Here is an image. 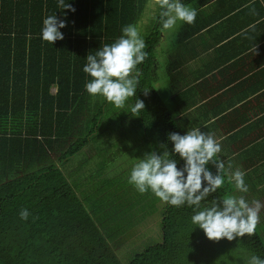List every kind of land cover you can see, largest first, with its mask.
Returning a JSON list of instances; mask_svg holds the SVG:
<instances>
[{
  "label": "trees",
  "instance_id": "trees-1",
  "mask_svg": "<svg viewBox=\"0 0 264 264\" xmlns=\"http://www.w3.org/2000/svg\"><path fill=\"white\" fill-rule=\"evenodd\" d=\"M149 2L64 0L72 12L58 0H0V264H238L239 253L264 259L258 226L253 236L210 241L191 220L232 196L227 175L199 209L171 206L129 183L146 154L172 153L170 133L186 134L151 83L160 16L135 70L136 94L122 110L86 91L87 56L119 39L123 27H137ZM51 15L66 24L53 45L41 38ZM137 99L145 107L132 114ZM132 124L138 139L128 134ZM170 158L183 169L178 154ZM206 167L216 174L214 164Z\"/></svg>",
  "mask_w": 264,
  "mask_h": 264
},
{
  "label": "crops",
  "instance_id": "crops-1",
  "mask_svg": "<svg viewBox=\"0 0 264 264\" xmlns=\"http://www.w3.org/2000/svg\"><path fill=\"white\" fill-rule=\"evenodd\" d=\"M187 6L197 11L195 22L178 21L161 33L153 69L157 75L162 69L167 81L153 88L185 133L200 129L220 143L224 176L237 169L245 173L248 192L234 186L232 196L260 201L261 229L264 0H197Z\"/></svg>",
  "mask_w": 264,
  "mask_h": 264
},
{
  "label": "clouds",
  "instance_id": "clouds-1",
  "mask_svg": "<svg viewBox=\"0 0 264 264\" xmlns=\"http://www.w3.org/2000/svg\"><path fill=\"white\" fill-rule=\"evenodd\" d=\"M157 3L161 9L162 31L174 28L178 21L191 25L196 20L197 11L185 6L181 0H157ZM58 4L64 9L75 11L70 4L65 5L64 0H58ZM65 26V21H58L56 15L46 17L41 30L42 40L52 45L63 40L60 29ZM145 48V41L135 25L123 27L119 39L87 56V63L83 67V72L91 78L85 85L87 93L93 97L102 96L115 107L123 108L126 101L136 94L140 73L135 70L147 58ZM144 107L143 101L137 99L130 111L136 114ZM168 139L174 145L172 153L165 150L162 155L155 151L146 154L132 168L129 183L139 193L150 191L160 201L171 206L187 204L199 209L201 201L225 183V164L217 158L221 145L212 135L200 129H192L185 135L170 133ZM174 154H178L185 162L183 169H178L176 160L170 158ZM210 162L217 169L215 175L206 167ZM244 176L245 173L237 169L229 175L228 180L234 183L236 190L247 193ZM260 209L258 200L249 203L243 196H225L213 200L209 207L196 211L191 220L203 230L208 240L232 241L237 237L255 234L260 222ZM19 215L22 220H27L30 213L22 209ZM248 264H264V259L253 254Z\"/></svg>",
  "mask_w": 264,
  "mask_h": 264
},
{
  "label": "rangeland",
  "instance_id": "rangeland-1",
  "mask_svg": "<svg viewBox=\"0 0 264 264\" xmlns=\"http://www.w3.org/2000/svg\"><path fill=\"white\" fill-rule=\"evenodd\" d=\"M161 9L158 6L157 0H150L148 8H147V12L142 16V18H140V21L138 22L137 28L139 30V34L140 37L145 41L146 38L148 37V35H150V31L155 28V27H160L161 24L158 23L159 20V11ZM158 23V24H157ZM152 27V29H151ZM173 29V28H172ZM171 30V29H170ZM161 72L159 73V75L153 76L151 78V83L157 84L160 83V85L166 84L167 79H165V73L163 72L162 69H160ZM159 76V77H157ZM147 91V90H146ZM158 91V90H157ZM52 92H55V88L52 90ZM112 117H114V115L112 114ZM112 121V120H111ZM133 128H130V132L128 133L129 136L130 134L133 136L132 138L134 139H138L137 137H139V134L135 133V124H132ZM259 224H261L259 222ZM262 228L261 230V235L264 237V226L260 225ZM234 258V257H233ZM235 260V258H234ZM248 257L247 256H243L241 255V253L238 254V256L236 257V260L238 264H248L247 262Z\"/></svg>",
  "mask_w": 264,
  "mask_h": 264
}]
</instances>
